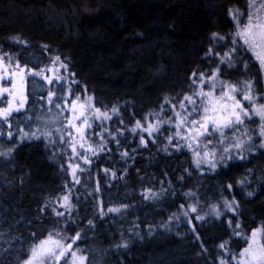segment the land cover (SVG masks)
Wrapping results in <instances>:
<instances>
[{"label": "trees", "instance_id": "trees-1", "mask_svg": "<svg viewBox=\"0 0 264 264\" xmlns=\"http://www.w3.org/2000/svg\"><path fill=\"white\" fill-rule=\"evenodd\" d=\"M245 5L246 0H0V50L33 70L59 56L74 73L73 96L86 92L100 109L123 105L121 119L130 126L165 98L185 93L193 73L216 65L207 54L212 34L231 33L229 9ZM248 64L258 80L256 65ZM34 85L27 93L32 113L41 112V102L47 104L41 97L51 89ZM63 91L56 90L53 99ZM14 117L19 120L10 129L4 125L0 136V151L14 149L9 158L0 157V264H21L33 245L55 232L67 242L79 232L76 247L87 264H220L246 246L251 231L264 230V157L205 171L184 150L166 146L167 129L145 147L116 127L110 134L116 140L107 135L96 141L98 153L82 166L77 183L63 156L42 141L21 140L16 129L24 124V112ZM249 191L254 194L246 196ZM65 195L73 207L61 217L53 207L65 212ZM226 199L235 201V217L166 226L185 206L203 213ZM107 208L122 211L101 214ZM122 243L128 247H117Z\"/></svg>", "mask_w": 264, "mask_h": 264}, {"label": "snow or ice", "instance_id": "snow-or-ice-1", "mask_svg": "<svg viewBox=\"0 0 264 264\" xmlns=\"http://www.w3.org/2000/svg\"><path fill=\"white\" fill-rule=\"evenodd\" d=\"M229 16L235 24V31L230 34L231 44L234 47L224 53L220 62L226 63L229 67H234L237 63H243L245 70H247L249 67L247 61L234 59L235 54L246 51L252 54V57H254L255 61L258 63L259 71L264 73V0H246V11L238 7L230 8ZM12 39L15 43H24L19 37H13ZM212 39L214 41H223L226 37L218 33H213ZM207 54L212 55L213 49L210 48ZM216 55H219V53H216ZM50 64H59L60 68H66V65L63 64L59 56L51 58ZM48 72L57 74L49 76L46 74ZM58 72L59 69L47 66H37V70H33L29 68L27 64L21 65L13 54L0 50V81L7 78L11 85L10 87L0 85V97H3L5 93L11 97V99L6 101L7 106L0 108V136L5 134L4 125H7L10 129L12 127V120H19L18 117H13L12 113H19L21 110H24V121H41L44 126H47L49 123H55L49 120L45 115L33 114L31 109H26L27 96L24 95L22 89L25 77L28 75L39 77L50 85L53 84V80L60 83L65 77L59 75ZM218 74L219 69L217 68L215 73L209 77L208 82L210 83V90L208 91H205L201 86L197 90H194L192 94L185 95L177 104H173L168 98H165V103L171 104L172 106V111L176 117L175 122L171 119L160 120L159 117H157L156 124H149L147 128H145L140 121H137L136 127L132 129V131L135 132L137 129H141L148 131L149 136H151L153 132H159L160 127L166 123L176 129L174 135L168 137L169 145H172L173 140L176 138L188 141L191 137V140L197 143V145L200 143V137H212L217 140V143L221 144L226 140H232V144L222 149L219 162L224 166H226V164H224L226 160L236 158L241 160L246 159V156L243 154L245 150L254 154L257 148L264 149V102L258 103V101L264 98L257 95L253 80L248 79L238 84L221 80V91L217 94L214 91L216 87L214 81L217 80ZM196 75V73H193V77H196ZM16 77L20 78L19 82L15 79ZM199 81H205L203 73L200 74ZM192 82L193 84L198 83L196 79H193ZM33 83H35V81H33ZM70 91L69 89V92ZM237 95L241 96L243 101H247L251 107H246L241 99H237ZM55 96L56 91L53 87L47 90L46 97H41V99H46L47 104L50 106L47 109H42L43 112H51V107L53 106L56 108L62 107L59 100L64 99L63 95L54 100L53 98ZM80 100V96H75L74 99L70 101V106L73 111L77 108L76 102ZM91 100L92 98L89 97L87 101L79 105L81 112L79 116L75 117L78 120L83 117L79 126L73 124L71 120L68 121V125L75 128L77 132H81L85 125L91 127L89 116L85 115L84 112L86 106L93 109L97 118L103 116L104 119H111L106 111L101 112L100 108H96L94 104H91ZM112 111L118 112V109L113 108ZM161 111H163V106L161 107ZM255 117H258L259 123L253 128L252 125L246 122L253 121L255 124ZM28 127L29 129L31 128L30 125H28ZM61 127L65 126L62 125ZM17 129V134L20 136L21 140L41 139L43 136L48 138L50 143H56V140L51 139V131H45L38 135L37 133L40 132L39 126L36 132L31 130L24 131V129L19 128L18 124ZM56 132H61V128H56ZM237 133H239L240 136H237ZM13 135V132L7 131L8 139H12ZM68 135L71 136V133H68ZM255 135L259 136V142L254 139ZM241 137H247V139L244 140L241 139ZM83 138V135H81V139ZM111 138L112 140H116L115 135ZM59 139L61 143L67 142L64 140L63 135H61ZM140 140L141 144L147 147V141L144 137L141 136ZM116 142L119 143V141ZM212 142V139L205 140L204 147L207 148ZM81 146L83 147V145ZM175 146L177 150L181 147L179 144ZM187 146L191 148L192 144L189 143ZM103 147L104 145H101V150H103ZM72 148L73 152H75L76 149L74 144ZM233 149L236 150L238 156L231 155ZM13 150L14 149L10 147L7 153L0 151V157L9 158V154ZM164 151H167V148H165ZM223 153H228L229 155H223ZM194 154L196 157L201 156L199 151H196ZM122 155L127 156L128 153L124 152ZM210 156L215 158L216 151L212 150L209 152L206 150L203 152V157L205 159ZM84 160L85 163L89 162L87 157H84ZM209 163L213 169L217 167V164L213 162V160H209ZM195 164L196 167L199 168L201 166V160L197 159ZM81 170L83 171V169ZM73 175L75 176V169L73 170ZM76 182L79 183V180L77 179ZM253 194L254 193L251 191L248 192L249 196ZM188 195H194V193H188ZM60 199L64 201V203L60 204V207L64 208L65 212H59L55 207H53V212L61 217H63L65 213L70 215L73 206L69 201V197L65 195ZM225 203L229 209H232L235 201L232 203ZM45 207H47V205H45ZM191 210L195 212L196 208L193 207ZM108 211L118 212L119 209H108ZM213 211L219 215V211L215 209V207ZM199 218L203 219V217ZM89 224L91 225L92 221H89ZM236 227L239 228L240 225L237 224ZM262 231L264 230L257 229L252 231L251 236L246 238L248 240L247 247L239 253L240 259L237 260V264H264V243H261L258 239ZM33 235H35V233H33ZM80 238V233L77 232L74 237L70 238V242H67L69 238L61 236L60 232L49 233L45 239L40 240L29 249L28 256L21 261V264H61V262H63V264H87L88 258L84 255L83 250L79 247H73ZM117 247L127 248L128 245L127 243H122L117 245ZM220 248L222 250L225 249V245L221 244ZM233 259H236V257L233 256ZM220 264H227V262L221 259Z\"/></svg>", "mask_w": 264, "mask_h": 264}, {"label": "rangeland", "instance_id": "rangeland-1", "mask_svg": "<svg viewBox=\"0 0 264 264\" xmlns=\"http://www.w3.org/2000/svg\"><path fill=\"white\" fill-rule=\"evenodd\" d=\"M242 10L246 11V5H245V8ZM233 25H234V28H233L231 33L226 34V35H222V36L226 37L225 40L214 41L212 39V37L210 39L209 49L210 48L213 49V54L210 55V60H212V62H213V60L216 61V65L214 67L212 66L213 68L209 71L196 73L197 74L196 77H193V75H192L190 85H189L187 91L178 97L171 98L168 100H170L173 104H177L179 101H181L183 99V97L185 95L192 94V92L194 90H197L201 86L203 87V89L205 91L210 90V83L208 82L209 77L215 73L217 68L219 69V74H218L217 80L214 81V83L216 85L214 91L217 94H219V92L221 91V84H220L221 80L226 81V82H230V83H237L238 84L242 81L252 79L254 82V85H255V90H256L257 95L264 98V73L259 71L258 63L255 61L254 57H252L251 53L246 52V51L239 52V53L234 55V59L243 60V61H247V62H248V60H251L257 67V75H258L257 78H258V80L255 79L256 73L253 71V69L250 66L248 67L247 70H245L243 63H237L234 67H229L226 63L220 62L221 57L224 55V53L228 52L230 48L234 47L231 44V37H230V34H232L235 31V24L233 23ZM216 53H219V55H216ZM48 67H53L54 69H59L58 74L65 77V79L60 81V83H57L55 80H53V84L50 85L45 80H42L39 77H32V76L28 75L25 77V82H24L22 91H23L24 95L27 96V93L29 92L28 90L31 87H34L35 86L34 84L48 85L51 88L54 87L55 91L64 89L63 93H60L64 97L62 103H60L62 106L61 108H55L53 106V107H51V112H43L42 109H47L50 106H48L45 102H41V105H40L41 112L37 111L36 113H33V114L45 115L48 117L49 120L54 121L55 123H49V124H47V126H44L41 123V121H36V120L24 121V124L22 126H20L19 128L24 129V131L31 130L33 132H36L37 127L39 126L40 132L37 133L38 135L42 132H45V131H51V133H52L51 139L56 140V143H50L49 139L45 138L43 136L41 137V139H25V140L42 141L53 151L52 152L53 155L63 156L64 160H65V165H66L67 169L69 170L68 172H69V175L72 179L75 178L77 180L78 175L81 172H83L81 169H83L84 165L88 164V163H85L84 157H87L89 160V158L95 156L98 153L99 148L95 144H98L101 140H103L102 139L103 136H107V135H109L110 137L113 136V135H110L112 128L118 127L120 129H122L121 131L131 135L132 138H134V140H136L141 146H143L141 144V140H140L141 136L144 137V139L148 143V142H152L154 140V137L164 129H167L169 131V136L174 135L176 129L173 126L166 124V123L160 127L159 132H153L151 134V136H149L148 131H144L141 129H137L135 132L132 131V129H134L136 127L137 121H140L141 124L145 128H147V126L149 124H156L157 123V117H159L160 120L171 119L172 121L175 122L176 117L174 116V113L172 111V106H171V104H166L165 100L158 110L147 112L140 120L134 121L130 126H127L121 119L120 111L125 108V107H123V105H117V106H114V107L109 108V109H101V112L106 111L108 113V116L111 117V119H104L103 116H100L99 118H97L93 112V109L88 108L86 106L84 109V112H85V115L89 116V123L91 124V127H88L85 125L82 128L81 132H77L75 128L68 125V121L71 120L73 122V124H76L79 126L82 122V119H83V117H81L79 120L75 118L76 116H79V114L81 112L79 105L81 103H84L85 101H87L89 97L92 98L90 103L95 105L94 99L90 94L85 92L82 96H80L81 100L76 102L77 108L75 109V111H73L71 109V106H70V101H72L75 96H73L71 94V92H69V89L71 90L70 86L76 84V79H75L74 73H72L67 66H66V68H60L59 64H56V65L49 64ZM201 73H203L205 76L204 82L199 81V76ZM46 74L49 76H53L54 74H57V73L48 72ZM15 79L17 80V82H19L20 78L16 77ZM193 79H196L198 81V83L193 84V82H192ZM33 81H35V83H33ZM0 85L9 86V87L11 86L10 82L7 78L3 81H0ZM9 99H11V97L8 96L7 93H5L3 97H0V108L6 107L7 106L6 101ZM237 99H241L242 103L246 107H251V105H249L247 101L242 100L241 96L237 95ZM261 102H264V99L258 101V103H261ZM27 104H28V98H27ZM27 104L25 106L26 109H27ZM162 106H163V111H161ZM95 107L98 108L96 105H95ZM113 108L118 109V112H113L112 111ZM21 112H24V110H21L19 113L13 112L12 116L13 117L19 116L21 114ZM254 120L256 122L255 124L253 123V121H247L246 123H248L249 125H252V127L255 128L256 125H258V123H259V119H258V117H255ZM28 125L31 126L30 129H29ZM62 125L65 127H61ZM56 128H61V132H59V133L56 132ZM16 130H18V129H16ZM68 133H71V136H69ZM61 135H63L64 140L67 142H65V143L60 142L59 138ZM81 135H83V137H84L83 139H81ZM236 135L240 136L239 133H237ZM168 137L166 138V146H168L169 148H171L174 151H177V148L175 145L179 144L181 146L179 150H184L185 152H187L190 155L194 164H195V161L197 159L201 160V166L199 168L202 170H205V171H214L218 168H225L227 165H229L231 163H235V162H244V161H248V160L252 161L259 156L264 157V149H258L257 148L255 150L254 154H251L245 150L243 154L246 156V159L241 160L239 158H236V159L226 160L224 162V164H226V166H224L219 162L220 156L222 154V149L225 146L232 144L233 143L232 140H226L223 144H221V143H217V140L212 138V137H200V143H199V145H197V143H195L191 140V137L189 138L188 141H184V140H180L179 138H176L173 140L172 145H169ZM207 139H212L213 142L211 144H209L207 146V148H205L204 147V141ZM241 139L246 140L247 137H241ZM254 139L257 142H259L260 138L258 135H255ZM189 143L192 144L191 148H189L187 146ZM73 144L75 145V149H76L75 152H73V148H72ZM81 145H83V147ZM206 150L209 152H211L212 150H215L216 151V157L212 158L210 156L207 159H205L203 157V152ZM196 151H199L201 153L200 157L195 156L194 153ZM223 155H229V154L223 153ZM231 155L238 156V153L236 152L235 149H233ZM209 160H213V162H215L217 164V167L215 169H213L211 167ZM74 169H75V176L73 175ZM259 173H262L264 175V167L260 169ZM249 181H250V179H249ZM257 182H258V184L261 183V181H257ZM243 184H244V182L239 183L237 185L240 187V186H243ZM246 196H249L248 193L246 194ZM225 202L232 203L233 200L232 199H226V200L222 201L219 205L214 206L215 209H217L219 211V215H217L216 212L213 211L214 207H212L209 210L204 211L203 213H199L197 211V209L195 212H193L191 210L194 206H192V205L185 206V207L180 209V211L177 215L173 216L170 219V221L167 223L166 226L169 228H174V227H177V225L183 224V225H186L188 227H192L194 223H199V222L207 220V219L218 220V219L223 218L225 216L226 217H231V216L235 217V215H236V213H235L236 203L233 205L232 209H229ZM108 209H119V211L118 212H109ZM120 211H122V208H107L105 210H101V214H103V215L117 214ZM185 213H187V214H185ZM199 217H203V219H200ZM229 221L231 223L232 220L229 219ZM232 227H233L235 232H238L237 231L238 228L236 227V225H232ZM257 229L262 230L261 228H256L253 231H255ZM251 233H252V231L249 233V235L247 237H250ZM258 239L260 240L261 243H264V231H262V233L258 237ZM247 244H248V240L246 239V246L245 247H247ZM73 247L76 248V243L73 245ZM244 248L240 252H242L244 250ZM239 253L235 256L236 259L231 258V260H225L227 262V264H237V260L240 259ZM61 264H63V262H61Z\"/></svg>", "mask_w": 264, "mask_h": 264}]
</instances>
